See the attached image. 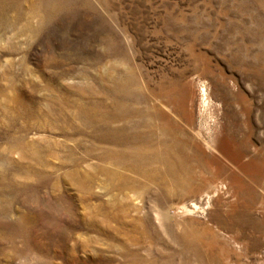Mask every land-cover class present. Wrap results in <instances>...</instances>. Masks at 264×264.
Instances as JSON below:
<instances>
[{
    "label": "rangeland",
    "instance_id": "obj_1",
    "mask_svg": "<svg viewBox=\"0 0 264 264\" xmlns=\"http://www.w3.org/2000/svg\"><path fill=\"white\" fill-rule=\"evenodd\" d=\"M0 264H264V0H0Z\"/></svg>",
    "mask_w": 264,
    "mask_h": 264
}]
</instances>
